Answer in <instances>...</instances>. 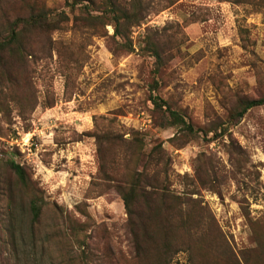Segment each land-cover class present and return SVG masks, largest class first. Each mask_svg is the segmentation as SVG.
<instances>
[{"label":"rangeland","instance_id":"rangeland-1","mask_svg":"<svg viewBox=\"0 0 264 264\" xmlns=\"http://www.w3.org/2000/svg\"><path fill=\"white\" fill-rule=\"evenodd\" d=\"M72 1L0 0V33L31 10L69 16L26 66L16 61L14 87L0 75V264H151L152 247L145 256L136 244L154 227L149 196L195 207L220 244H189L176 226L178 249L164 264H264V104L223 137L171 140L176 128L157 126L149 96L156 79L153 93L195 128L224 121L239 97L264 96V14L229 1L144 0L125 52L110 24L90 35L74 21ZM147 38L163 52L157 73ZM8 160L23 166L26 187ZM136 177L137 223L118 190Z\"/></svg>","mask_w":264,"mask_h":264},{"label":"trees","instance_id":"trees-1","mask_svg":"<svg viewBox=\"0 0 264 264\" xmlns=\"http://www.w3.org/2000/svg\"><path fill=\"white\" fill-rule=\"evenodd\" d=\"M175 1L168 0L161 8L167 7ZM218 1H229L235 5H247L250 7V11L264 14V0ZM66 2L68 3V0ZM78 4H80L78 7L79 13L74 14L72 19L74 21H83L90 35L99 34L106 25L110 24L113 28L112 39L117 47L125 52L133 50V43L129 34L131 27L140 24L146 14L144 0H74L69 4L70 10L74 12L75 6ZM56 16L54 17L53 14L44 10H31L28 14L16 16L6 23L5 30L0 33V75L2 76L3 73L7 75L11 87H14L19 80L16 76L18 68H14L16 61L26 66L29 57L36 54L37 43H40L42 38H47L49 43L52 42L51 34L57 28V23L69 20V16L64 11H60ZM145 42L155 58V73H157L164 64L163 52L159 49L158 44L150 38H147ZM29 71L25 67V72L28 73ZM157 83L155 79L150 88V101L154 110L159 114L157 126L176 128V133L171 140H177L181 135L186 137L185 140H189L192 136L198 135L199 132H202L203 137H206L211 132L212 135L208 137V140L223 137L228 132V128L238 123L250 108L264 104V96L239 97L236 100V104L227 113L224 121L213 122L207 128H195L180 110L173 108L159 94L153 93L155 88H157ZM0 90H2V86ZM5 165L15 173L22 186L26 187L27 179L23 166L13 160H8ZM138 179L136 177L128 187H118L126 212L131 217L130 220L136 223L135 217L137 213L135 214L133 208L135 201L141 196L137 187ZM162 197L159 200L153 198V196L148 197L149 199L151 198V201L148 202L147 210L149 219L154 227L150 231L145 228L143 238L136 240L138 254H146L148 247L150 249L152 247L151 264H164L172 253L178 249L176 243H174L173 236V230H177L176 226L186 232L188 238L185 240L189 244L198 238L211 248L220 245L217 244L216 239L212 236L209 237L206 233L209 230H213L211 228L212 223H208V226H206L203 215L195 207L192 206V208L188 203L185 206V203L179 197H173L175 200L173 201V206H170L169 203L161 201ZM40 209L41 206L37 203L36 197H32L29 200V211L33 219L39 216ZM176 214L180 218L178 224L173 223ZM195 234H199V236L193 238L192 236ZM221 244L224 243L221 241Z\"/></svg>","mask_w":264,"mask_h":264}]
</instances>
